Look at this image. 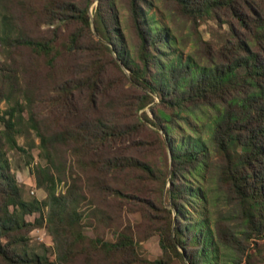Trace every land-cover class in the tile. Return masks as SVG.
Masks as SVG:
<instances>
[{
    "label": "trees",
    "instance_id": "trees-1",
    "mask_svg": "<svg viewBox=\"0 0 264 264\" xmlns=\"http://www.w3.org/2000/svg\"><path fill=\"white\" fill-rule=\"evenodd\" d=\"M92 1L0 0V264H264V0ZM31 131L42 199L7 155Z\"/></svg>",
    "mask_w": 264,
    "mask_h": 264
},
{
    "label": "rangeland",
    "instance_id": "rangeland-1",
    "mask_svg": "<svg viewBox=\"0 0 264 264\" xmlns=\"http://www.w3.org/2000/svg\"><path fill=\"white\" fill-rule=\"evenodd\" d=\"M96 1L97 0H93L89 4V13L91 15V19H92V10H93V7L96 5ZM152 9L155 11L158 17L166 20L163 11L159 7H153ZM53 25H54L53 23L52 24L51 23L40 24L37 29V32L46 33L49 31V29ZM67 26H70V25H67ZM61 28L63 32L67 30L65 26H62ZM199 28L202 34L204 35V37L206 38L211 37V34L208 30L209 29L208 23H202L199 26ZM184 31H186V29ZM24 67H26L27 69V71L24 73L26 79L28 78L30 82H34L38 85V87H36L35 89L36 93H38L40 91L41 86L45 82L43 70L36 69L33 71L28 66H24ZM37 70L41 72V76L39 77L36 76ZM3 106H4V102H1L0 107H3ZM17 142L24 149H26V152L20 149H9L7 151V155L9 157L12 169L16 172L18 179L24 185V197L28 199H31L33 197L42 199L45 197L46 192L43 188L37 186L36 181H35V172H34V165L36 163H45V159L41 156L40 148L38 147L39 138L35 135L33 131H31L28 137H25L24 134H18ZM80 176H82V174H80ZM82 179L84 181V178ZM63 188H64V181H60L57 184V189H63ZM46 211L47 209L45 207L41 211V213H43V223L40 226H34L30 230L29 235L32 237L33 240L43 243L44 246L46 247V253L49 259L55 260L56 254H57L55 242L51 236V233L45 226ZM38 215H40L39 211H33L32 213H27L26 217L28 219H33L34 217ZM135 216L136 214L134 215L129 214V217L132 221L136 220ZM83 231L91 236L98 235L101 238L111 235L109 230H106L105 228H103L102 224H99L96 220H93L92 218L84 219ZM258 247L260 249V252H263L264 254V238L258 240ZM40 250H42V248H40ZM140 251L149 258H154L160 255L162 252V249L159 245L158 235L156 233H153V234H150L148 237H146L144 240H142L141 245H140Z\"/></svg>",
    "mask_w": 264,
    "mask_h": 264
}]
</instances>
